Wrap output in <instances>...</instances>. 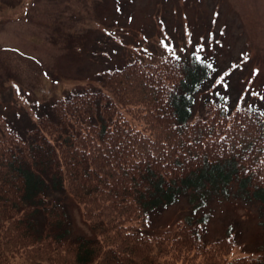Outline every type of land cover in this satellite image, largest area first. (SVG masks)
<instances>
[{"label":"trees","instance_id":"16d2710c","mask_svg":"<svg viewBox=\"0 0 264 264\" xmlns=\"http://www.w3.org/2000/svg\"><path fill=\"white\" fill-rule=\"evenodd\" d=\"M199 53L106 69L26 133L0 135V264H264V254L231 258V236L204 243L190 216L159 235L135 227L189 187L232 181L264 220V107L218 94L192 116L215 72ZM59 190L92 236L70 235L64 204L50 199Z\"/></svg>","mask_w":264,"mask_h":264},{"label":"rangeland","instance_id":"374dc122","mask_svg":"<svg viewBox=\"0 0 264 264\" xmlns=\"http://www.w3.org/2000/svg\"><path fill=\"white\" fill-rule=\"evenodd\" d=\"M199 52L215 72L193 94L192 116L218 94L230 106L264 107V0H0V135L26 133L56 99L96 85L106 69ZM220 185L189 187L136 230L159 235L190 216L204 226V243L233 238L231 258L264 254L258 202L241 199L235 181ZM50 197L64 204L70 235H92L66 192Z\"/></svg>","mask_w":264,"mask_h":264}]
</instances>
